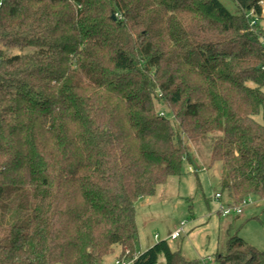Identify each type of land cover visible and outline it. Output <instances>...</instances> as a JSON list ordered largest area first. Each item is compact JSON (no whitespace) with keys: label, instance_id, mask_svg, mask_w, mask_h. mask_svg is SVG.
I'll use <instances>...</instances> for the list:
<instances>
[{"label":"trees","instance_id":"1","mask_svg":"<svg viewBox=\"0 0 264 264\" xmlns=\"http://www.w3.org/2000/svg\"><path fill=\"white\" fill-rule=\"evenodd\" d=\"M230 1L3 0L0 264H200L165 239L141 251L136 218L189 140L221 133L227 204L264 199V0ZM62 126L97 158L59 169ZM215 259L264 251L235 233Z\"/></svg>","mask_w":264,"mask_h":264},{"label":"rangeland","instance_id":"2","mask_svg":"<svg viewBox=\"0 0 264 264\" xmlns=\"http://www.w3.org/2000/svg\"><path fill=\"white\" fill-rule=\"evenodd\" d=\"M223 2L233 12H238L237 6L230 0ZM31 51V47L23 50L13 48L8 54ZM220 134L210 135L198 141L189 140V157L183 163L182 175L171 176L167 182L158 186L154 195L137 201L136 218L141 250H146L155 242L165 239L175 246L181 244L186 256L198 259L199 255L207 256L223 250L226 238L237 233L264 251V199L253 197V203L246 206L240 215L234 213L222 216L218 213L220 202L215 198L216 193L222 192V204L229 201L228 192L222 188V178L227 172H224L221 162L211 164L213 140ZM96 158L95 154L73 141L64 127H61L60 144L54 154V161L59 169ZM111 171L112 168L108 165L101 170L102 173ZM183 221L186 222L185 233L178 240L169 239L171 233L179 228ZM227 222L232 223L230 234L225 228L228 226ZM220 224L222 228H219ZM114 259V256H110L106 263L112 264Z\"/></svg>","mask_w":264,"mask_h":264},{"label":"built area","instance_id":"3","mask_svg":"<svg viewBox=\"0 0 264 264\" xmlns=\"http://www.w3.org/2000/svg\"><path fill=\"white\" fill-rule=\"evenodd\" d=\"M3 5V0H0V6ZM251 15H253V11L250 13ZM256 24V20H252L251 21V26H254ZM222 197L221 193H216L215 198L217 201H220ZM251 203H253V201L251 199L248 200H243L240 204L238 205H230V204H220L219 207V212L221 214H223L224 216H229L232 214H242L244 211V208L248 205H250ZM185 226H186V222H182L181 226L179 228H177L172 234H171V238L172 239H177L178 237H180L184 231H185ZM156 238L158 239V235H156ZM132 260H119L117 259L114 264H132ZM200 264H216V259L212 258V257H206V258H201L200 259Z\"/></svg>","mask_w":264,"mask_h":264},{"label":"crops","instance_id":"4","mask_svg":"<svg viewBox=\"0 0 264 264\" xmlns=\"http://www.w3.org/2000/svg\"><path fill=\"white\" fill-rule=\"evenodd\" d=\"M217 193H218V192H217ZM222 197H223V194H222ZM222 197H221V200H222ZM222 216H224V215H222ZM219 223H220V222H219ZM227 225H228V226H226L225 228H226V230L229 231V233H230V227L232 226V223H229V224H228V222H227ZM185 228H186V227H185ZM219 228H222L221 224L219 225ZM221 230H222V229H221ZM174 231H175V230H174ZM174 231H173V232H174ZM173 232H172V233H173ZM172 233H171V234H172ZM184 233H185V231H184ZM169 239H171V240H177V239H172V238H171V235H170V238H169ZM218 242H219V243L221 242V237H220V239H218ZM223 243H224V242H223ZM223 243H221V244H223ZM221 244H219L218 247H220ZM150 247H151V246H150ZM140 250H141V248H140ZM141 251H144V250H141ZM215 254H216V253H213V254H209V255H207V256H201V255H199V258H200V259H201V258H206V257H212V258H215Z\"/></svg>","mask_w":264,"mask_h":264}]
</instances>
